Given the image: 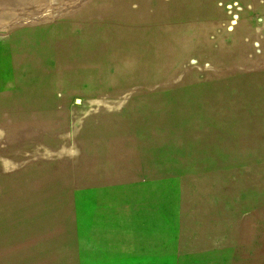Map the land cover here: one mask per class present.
<instances>
[{"label":"rangeland","instance_id":"rangeland-1","mask_svg":"<svg viewBox=\"0 0 264 264\" xmlns=\"http://www.w3.org/2000/svg\"><path fill=\"white\" fill-rule=\"evenodd\" d=\"M0 264H264V0H0Z\"/></svg>","mask_w":264,"mask_h":264}]
</instances>
